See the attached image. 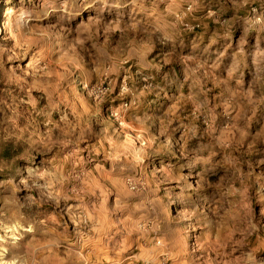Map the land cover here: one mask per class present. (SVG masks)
<instances>
[{
	"label": "rangeland",
	"instance_id": "obj_1",
	"mask_svg": "<svg viewBox=\"0 0 264 264\" xmlns=\"http://www.w3.org/2000/svg\"><path fill=\"white\" fill-rule=\"evenodd\" d=\"M0 264H264V0H0Z\"/></svg>",
	"mask_w": 264,
	"mask_h": 264
}]
</instances>
